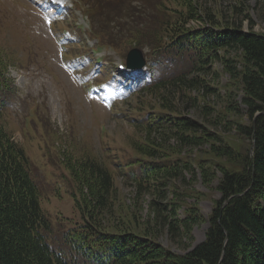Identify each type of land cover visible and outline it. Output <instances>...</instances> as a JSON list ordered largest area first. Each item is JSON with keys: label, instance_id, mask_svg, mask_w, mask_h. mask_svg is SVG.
I'll return each mask as SVG.
<instances>
[{"label": "trees", "instance_id": "1", "mask_svg": "<svg viewBox=\"0 0 264 264\" xmlns=\"http://www.w3.org/2000/svg\"><path fill=\"white\" fill-rule=\"evenodd\" d=\"M145 1L142 6L152 13L149 16H144L137 5L125 2L109 8L108 17L121 21L128 35L125 40L133 36L138 44L137 32L143 29L141 44L147 40L153 50H170L171 62L191 70L142 88L138 98L159 95L152 105H158L159 110H153L152 117L145 116L151 108L140 104L125 115L144 117L138 118L137 130L143 124L154 130L177 129L184 147L209 149L185 161L163 158L162 149L143 142H127L117 149L111 143L108 157L101 160L73 155L53 141L46 153L43 150L48 146L39 144L35 131L43 138H52L47 115L33 118L37 120L36 130L31 129V123L25 131L27 144L18 145L8 128L5 106L0 103V264H264V35L254 32L256 24L249 15L244 16L250 24L247 32L243 20L227 26L224 18L204 9L202 0ZM158 1H162V13L149 4ZM237 3L233 13L244 12V4L240 0ZM157 16L168 28L159 26ZM194 20L205 22L209 28L187 29ZM144 23L146 28H142ZM235 51L241 53L240 69L222 56ZM217 62L230 74L238 94L228 97L223 112L207 103L201 108L214 130L211 132L208 126L171 107L174 93L170 90L188 85L216 93L202 74L211 73ZM8 87L0 72V93ZM236 97H241L244 110L232 104ZM243 117L248 119L247 124ZM233 132L244 139L239 149L232 143L234 138L228 140ZM40 154L47 156V177L39 174L38 163L33 161ZM185 173L201 177L207 188L216 182L214 189L221 199L209 218L205 241L179 255L164 248L160 240L166 235L171 241L190 236L194 226L204 221L197 207H191L188 216L185 209L186 217L179 218L180 206L159 202L154 204L153 218L145 223L137 205L117 212L116 203L121 191L119 178L125 181L122 188L134 186L140 193L154 191L166 200L175 193L168 190L173 179ZM193 195L200 193L194 190L187 198L198 200ZM59 201L71 205L74 218L65 216L61 209L55 215L50 212Z\"/></svg>", "mask_w": 264, "mask_h": 264}, {"label": "rangeland", "instance_id": "2", "mask_svg": "<svg viewBox=\"0 0 264 264\" xmlns=\"http://www.w3.org/2000/svg\"><path fill=\"white\" fill-rule=\"evenodd\" d=\"M237 2L238 0H202L201 4L208 13H214L219 18H224L227 26L240 23L243 20V27L248 30L250 24L249 21L244 19V16L249 15L250 19L256 24L254 32L264 35V0H240L245 6L244 12L237 11L233 13L238 4ZM41 12L31 6L25 7V2L21 0H0V60L8 66V76L15 81L20 91L13 98L15 100L11 102V107L7 109L5 118L8 128L13 134L12 138L18 145L27 144L28 141L22 135V126L23 119L27 114L25 102L31 97L29 100L32 104L30 111L34 109L35 104H40L37 117L46 114L52 124V128H48L52 138H43L35 131V135L39 136L41 140L39 144L48 146L47 149L43 150L46 153L48 149L52 148L53 141L60 148L62 146L64 150L70 151L73 155H90L101 160L108 157L110 148H112L111 143H114L117 149L123 147L127 142L128 145L132 142L135 144L143 142L162 149L163 158L171 156L185 161L188 160L189 156L199 155L202 151L209 149L208 146L204 148L184 147L177 129L172 130L164 127L154 130V127L143 124L141 125L142 129L137 130L138 118L145 120L144 117L133 113V118H131L122 113L123 111L135 109L138 104L151 108L152 111H148L145 116L152 117L155 114L153 110H159L158 105L152 107L154 102H158L159 95L155 98L150 96L138 98L139 95H135L129 99L131 93L111 78V73L114 75L119 74L118 65L122 63L121 56L127 57L129 54L127 48L134 46L133 39L125 40L124 37L128 35L120 34L122 27L113 30L109 34V38L113 34L115 40L120 42V45L113 41L112 43L115 45L111 43L118 49L120 54L107 50L94 55L90 50L88 51L92 59L107 55L109 61L113 62V71L109 73V70L103 68V72L98 74L100 77L95 81L91 77H86L84 80L86 83L104 82L94 92H87L79 78V73L72 72L61 61L63 49L47 30V22L43 17L47 15L46 11L41 10ZM192 25L203 26L202 23L197 24L195 22ZM107 42L110 43L109 40ZM137 48L145 56L149 52L147 40L143 44L140 43ZM66 53L70 52L67 50ZM222 56L228 62L233 60V63L235 62L234 66L238 69L241 68L242 57L240 53L235 51L231 56L222 53ZM103 64L105 65L106 62ZM171 66L180 67L185 65L171 62ZM190 70L183 73H188ZM209 72L211 73H205L202 76L207 86L217 90L216 93H207L200 86L190 87L188 85L171 87L170 90L174 93L171 97V107L180 109L179 111L185 117L198 121L202 126H208L206 113L201 110L206 103L223 112L228 97L231 94L233 96L238 94L235 82L231 79L230 74L225 72L221 62H217ZM109 80H112V82L106 83ZM130 82L134 83L135 81L128 79L125 80L124 84L127 85ZM34 99H38L35 104ZM234 99L232 104L244 110L241 105V97ZM115 101L117 105L112 109L110 102ZM207 112L210 113V111ZM230 118L231 120L241 121V118L235 116H230ZM242 121L248 123V119L245 117ZM36 122L37 120L32 122L31 129L36 130ZM207 128L214 132L209 126ZM104 133L107 136H103ZM232 135L234 136L228 140L234 138L236 141L233 140L232 143L239 149L244 139L235 132ZM32 141H36L34 136ZM107 148L109 151L106 150ZM121 156L123 157V155ZM46 157L44 154H40L33 160L34 163H38L39 174L43 177H47L50 173L46 169L48 167ZM37 181L44 182V180ZM118 181L121 185V191L119 202L116 203L117 212L125 206L133 209L137 205L145 223H149L153 218L152 212L156 208L154 204L159 202L163 204L173 202L180 206V210L177 212L179 218L185 217L184 209H187L188 216L192 213L191 207H197L204 221L194 226L190 236L181 235L179 241H171L169 235L163 236L160 242L164 248L183 255L204 242L209 228L208 218L212 213L214 203L219 201L220 195L215 189L205 187L201 177H194L188 173L175 177L168 189L173 190L175 193H170L166 200L159 197L157 192L154 191L140 193L134 186H124L122 188V183L124 185L125 182L124 179L119 178ZM214 187H216V183ZM194 190H197L200 195H193L198 199L193 205L195 200H189L187 196ZM50 207L52 208V205ZM60 209L65 216L74 218L73 208L67 201H59V205L50 212L55 215L56 211Z\"/></svg>", "mask_w": 264, "mask_h": 264}, {"label": "water", "instance_id": "3", "mask_svg": "<svg viewBox=\"0 0 264 264\" xmlns=\"http://www.w3.org/2000/svg\"><path fill=\"white\" fill-rule=\"evenodd\" d=\"M136 59H139L141 62L139 63H133L132 61ZM128 65L130 68L136 69L138 67L143 66V62H142V55L139 51H134L130 54L129 56V61H128Z\"/></svg>", "mask_w": 264, "mask_h": 264}]
</instances>
